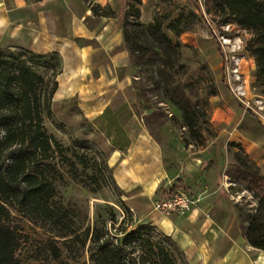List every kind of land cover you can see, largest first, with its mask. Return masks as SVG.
Wrapping results in <instances>:
<instances>
[{"label": "rangeland", "instance_id": "1", "mask_svg": "<svg viewBox=\"0 0 264 264\" xmlns=\"http://www.w3.org/2000/svg\"><path fill=\"white\" fill-rule=\"evenodd\" d=\"M171 1L193 5L191 0ZM84 2L88 6L89 2L96 1ZM126 2L102 0L100 3L116 11L115 17H107L113 19V29H122L120 15ZM198 2L205 19H195L193 30L180 38L169 30L167 32L174 41L180 40L183 45L182 60L189 67L186 80L190 85L186 92L200 117L201 137L190 134L183 124L179 108L170 101L167 94L155 88L147 74H140L141 78L136 76L140 69L136 67L133 58L125 70L133 76L127 95L133 102L131 114L139 119L142 133L137 134L138 137L132 145L127 144V148L121 145L125 144L122 142L123 127L113 123L111 126L104 125L103 119L95 120L91 115L85 116L75 97L54 102V94L51 103L53 113L50 116L44 114L47 133L56 137L65 147L87 152L91 162L96 160L98 168H102L105 175L97 171L102 187L94 190L95 185L89 186L83 181H89V175L94 169L83 171L82 166L77 164L81 179L76 180L60 157L47 161L55 166V172L64 175L63 181L55 182L57 195L52 203L54 207L64 208L62 224L43 217L31 218L14 210L12 225L20 238L16 254L21 264H59L50 251L51 241L60 247L63 262L90 264L87 251L89 242L83 246L86 229L97 221L100 226L104 225L115 232L114 228L119 227L123 218L126 222L120 228H127L129 232L134 230L145 234L147 231L137 228V225L139 222L148 224L146 229H150L154 239H164L175 250L178 264H186L181 255L184 252L173 237L139 218L128 205V199L132 196L142 204H154L161 193L189 171L198 169L215 189L221 184L233 197L232 202L247 200L255 205L251 193L244 189L240 181L235 180V148L229 145L230 142L241 144L244 153L257 163L252 158L254 156L262 164L260 166L257 163L264 174V152H261L264 149V96L253 86L255 59L249 53L245 56L241 53L251 34L236 24L217 25L213 16L207 13L211 0ZM169 5L170 0H142L140 19L143 22L150 21L157 6L164 9ZM229 50H232L231 54L235 57L240 56L238 65H235ZM37 68L45 78L44 88L50 89L55 77L58 80L59 75H53L50 62H40ZM102 142L106 143L107 150L113 152L111 157L101 148ZM67 154L70 155V152ZM203 159L205 163L202 168ZM204 187V191H207L209 185L204 183ZM138 189H142V192H138ZM124 204L133 210L132 218ZM113 215L117 218L114 227L110 220ZM131 220L137 222L132 224ZM69 228L75 233L67 237L57 235L62 230L71 231ZM167 238L173 242L166 241ZM246 250L248 264H264L263 250Z\"/></svg>", "mask_w": 264, "mask_h": 264}, {"label": "trees", "instance_id": "2", "mask_svg": "<svg viewBox=\"0 0 264 264\" xmlns=\"http://www.w3.org/2000/svg\"><path fill=\"white\" fill-rule=\"evenodd\" d=\"M191 1L193 5L188 6L170 0L169 6L164 9L157 6L152 19L143 22L140 19L142 0H127L120 16L125 45L140 69L136 76L141 78L140 74H147L155 88L167 94L179 108L190 134L201 137L200 117L186 92L190 85L186 80L189 67L182 60L183 45L167 32L169 30L180 38L193 30L195 19H205L198 0ZM211 3L207 13L213 16L217 25L236 24L251 34L246 50L255 59L253 86L264 96V0H211ZM88 7L97 16H116V11L109 5L89 2ZM43 61L50 62L53 75L62 72V57L57 51L36 53L26 48L0 47V264H21L16 254L20 238L12 225L14 210L31 218L43 217L62 224L64 208L54 207L52 203L57 195L55 182L63 181L64 175L55 172V166L47 161L60 157L76 180L81 179L77 164L83 171L94 169L89 181L83 180L89 186L95 185L94 190L102 187L97 171L105 175L96 160L91 162L87 152L65 147L47 133L44 114L50 116L53 113L51 103L58 80L55 77L52 87L44 88L45 78L37 68ZM229 145L235 148V180L244 185L255 202L252 205L247 200H240L233 203V208L247 243L264 251V174L244 153L241 144L230 142ZM184 186V182L178 180L168 190ZM124 207L132 218L133 210L125 204ZM110 220L114 227L116 215ZM125 222L123 218L120 225ZM120 225L113 232L96 221L86 229L83 246L89 242L90 264H178L175 250L164 239L155 240L150 229H146L148 224L139 222L137 225L147 231L145 234L129 232ZM57 233L67 237L75 232L62 230ZM165 240L173 242L170 238ZM177 250L182 253L178 247ZM50 251L59 264H67L54 241L50 242ZM181 255L188 264L184 254Z\"/></svg>", "mask_w": 264, "mask_h": 264}, {"label": "crops", "instance_id": "3", "mask_svg": "<svg viewBox=\"0 0 264 264\" xmlns=\"http://www.w3.org/2000/svg\"><path fill=\"white\" fill-rule=\"evenodd\" d=\"M111 22L113 19L95 15L84 0H0V47L59 52L63 70L58 76L54 102L77 98L85 116L103 119L104 125L123 127L125 144L121 145L127 148L142 133V125L131 114L133 102L127 95L133 76L125 70L131 56L122 29H113ZM100 146L112 156L105 142ZM204 163L203 159L200 167ZM179 180L200 198L184 215L165 217L152 203L142 204L132 196L128 205L139 218L171 235L190 264H248L246 249H259L243 237L233 197L221 184L217 189L212 187L198 169L186 172ZM204 183L209 185L207 191ZM166 220L172 227L169 231Z\"/></svg>", "mask_w": 264, "mask_h": 264}, {"label": "built area", "instance_id": "4", "mask_svg": "<svg viewBox=\"0 0 264 264\" xmlns=\"http://www.w3.org/2000/svg\"><path fill=\"white\" fill-rule=\"evenodd\" d=\"M234 47V46H233ZM242 55L245 56L248 51L246 48H242ZM232 50H229V53L234 60L235 65H238L240 62V56L235 57L231 54ZM199 196H194L185 188H176L172 191L166 190L160 194L159 198L154 202V209L161 213L165 217H173L184 215L190 211L198 202Z\"/></svg>", "mask_w": 264, "mask_h": 264}, {"label": "bare ground", "instance_id": "5", "mask_svg": "<svg viewBox=\"0 0 264 264\" xmlns=\"http://www.w3.org/2000/svg\"><path fill=\"white\" fill-rule=\"evenodd\" d=\"M165 225L168 231L172 228L170 222L167 220L165 221Z\"/></svg>", "mask_w": 264, "mask_h": 264}]
</instances>
